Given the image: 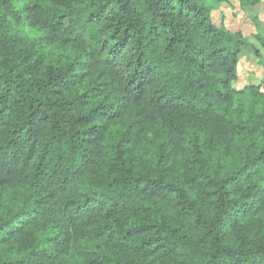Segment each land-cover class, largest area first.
Instances as JSON below:
<instances>
[{"label": "trees", "instance_id": "1", "mask_svg": "<svg viewBox=\"0 0 264 264\" xmlns=\"http://www.w3.org/2000/svg\"><path fill=\"white\" fill-rule=\"evenodd\" d=\"M230 1L264 4L0 0V264H264V80L235 86L264 55Z\"/></svg>", "mask_w": 264, "mask_h": 264}, {"label": "rangeland", "instance_id": "2", "mask_svg": "<svg viewBox=\"0 0 264 264\" xmlns=\"http://www.w3.org/2000/svg\"><path fill=\"white\" fill-rule=\"evenodd\" d=\"M213 20L217 25L223 24L233 32H241L246 40L264 55V48L258 40V35H264V4L258 5L250 11H243L237 2L230 1L223 4L220 9L213 13ZM15 30H20L30 37H37L40 33L28 27L19 28L14 25ZM264 68L261 66L260 58L256 57L253 50H245L239 67V78L235 83L237 89L255 83H263ZM13 194L8 191L4 193L6 200H11Z\"/></svg>", "mask_w": 264, "mask_h": 264}]
</instances>
